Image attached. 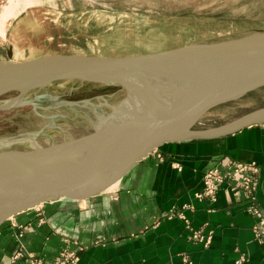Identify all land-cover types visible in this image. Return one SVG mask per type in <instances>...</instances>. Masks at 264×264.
I'll use <instances>...</instances> for the list:
<instances>
[{
  "label": "water",
  "instance_id": "water-1",
  "mask_svg": "<svg viewBox=\"0 0 264 264\" xmlns=\"http://www.w3.org/2000/svg\"><path fill=\"white\" fill-rule=\"evenodd\" d=\"M67 83L71 93L96 86L120 91L81 101L51 96L52 87ZM262 88L264 31L144 55L1 62L0 111L30 107L48 122L2 141L0 228L43 204L106 192L166 144L219 139L264 124L261 108L197 129L215 108ZM11 94L17 96L4 100Z\"/></svg>",
  "mask_w": 264,
  "mask_h": 264
},
{
  "label": "crops",
  "instance_id": "crops-1",
  "mask_svg": "<svg viewBox=\"0 0 264 264\" xmlns=\"http://www.w3.org/2000/svg\"><path fill=\"white\" fill-rule=\"evenodd\" d=\"M27 18H18L10 40L31 34ZM29 47L17 51L24 55ZM14 53L8 61L43 57L17 60ZM228 161L262 168L258 206L264 213L262 124L219 139L166 144L96 197L62 199L9 219L0 228V264H55L64 251L75 253L77 264H236L241 257L242 264H264V241L255 235L247 202L226 185L215 203L197 197L204 173L224 171ZM194 231L212 234L209 246L195 242Z\"/></svg>",
  "mask_w": 264,
  "mask_h": 264
},
{
  "label": "rangeland",
  "instance_id": "rangeland-1",
  "mask_svg": "<svg viewBox=\"0 0 264 264\" xmlns=\"http://www.w3.org/2000/svg\"><path fill=\"white\" fill-rule=\"evenodd\" d=\"M22 15L28 16L31 34L20 35L15 42L10 40L13 25ZM262 31L264 0H0V63L10 60L8 54L14 53L13 49L17 60L53 54L123 57ZM27 45L30 47L24 55L17 51ZM70 87L74 88L62 84L49 93L55 98L61 95L66 100L81 101L120 91L115 86H96L71 93ZM16 96L8 95L4 100ZM261 108L264 88L215 108L197 129L220 126ZM44 122L48 121L37 117L30 107L0 111V147L6 145L3 140L35 132Z\"/></svg>",
  "mask_w": 264,
  "mask_h": 264
},
{
  "label": "built area",
  "instance_id": "built-area-1",
  "mask_svg": "<svg viewBox=\"0 0 264 264\" xmlns=\"http://www.w3.org/2000/svg\"><path fill=\"white\" fill-rule=\"evenodd\" d=\"M161 161H163L162 158ZM261 174L262 168L257 163L228 161L226 162L224 171L210 169L204 173L203 190L197 197L200 200H207L210 203H215L220 188L226 185L227 190L230 191L234 197L239 199L242 198L247 202L246 211L256 219L254 227L255 235L257 239L263 242L264 213L258 206V193L262 188L260 185ZM262 191L264 192V189H262ZM178 216L181 219H185L182 213ZM188 228H190L189 225ZM211 238L212 234L206 235L204 231H194L192 235V239L195 242L204 243L205 247L209 246ZM245 260V257H241L236 264H242ZM77 261L78 258L75 253L64 251L55 264H77ZM32 264L39 263L34 261Z\"/></svg>",
  "mask_w": 264,
  "mask_h": 264
}]
</instances>
